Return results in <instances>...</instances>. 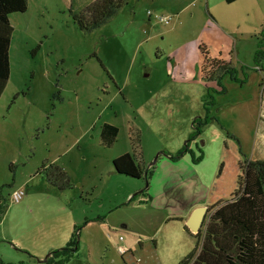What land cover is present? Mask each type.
Wrapping results in <instances>:
<instances>
[{
  "label": "rangeland",
  "instance_id": "374dc122",
  "mask_svg": "<svg viewBox=\"0 0 264 264\" xmlns=\"http://www.w3.org/2000/svg\"><path fill=\"white\" fill-rule=\"evenodd\" d=\"M90 1L27 0L9 15L0 264L65 246L58 229L73 219L78 241L114 264H177L201 244L187 219L234 193L255 132L264 151V0H127L84 32L73 15ZM199 46L229 67L219 84L197 81ZM106 122L118 128L109 144ZM132 150L152 163L147 178L114 172Z\"/></svg>",
  "mask_w": 264,
  "mask_h": 264
},
{
  "label": "trees",
  "instance_id": "16d2710c",
  "mask_svg": "<svg viewBox=\"0 0 264 264\" xmlns=\"http://www.w3.org/2000/svg\"><path fill=\"white\" fill-rule=\"evenodd\" d=\"M125 3L127 0H91L80 13L73 15V19L80 30L91 31L111 19ZM26 8L27 0H0V95L10 72L8 48L12 26L9 15L24 12ZM198 49L205 52L202 46ZM219 60L204 56L200 62L202 80L220 83V72L229 67ZM101 131L109 144L118 128L106 122ZM152 167H143L134 150L112 159L114 172L131 178H140L143 174L147 178ZM238 168L234 193L207 208L203 224L195 233L197 239H201L198 251L195 249L177 264H264V158L245 157ZM58 179L61 184L69 183L61 167H58ZM78 246L77 236L73 234L65 246L51 251L35 264H62L76 254Z\"/></svg>",
  "mask_w": 264,
  "mask_h": 264
},
{
  "label": "crops",
  "instance_id": "0c3cea01",
  "mask_svg": "<svg viewBox=\"0 0 264 264\" xmlns=\"http://www.w3.org/2000/svg\"><path fill=\"white\" fill-rule=\"evenodd\" d=\"M203 50L205 51L204 53H202L199 49L197 50L198 51L197 52V57H198V64H199L198 65V71L196 72L197 73V75H196L197 81H204L201 78V74L202 73H201V65H200V62H202V60H203V58H204L205 55L207 57H209V58H212V59H220V58H218V55L220 54V51H218L217 54H214V55L210 56L209 53L206 51V48L205 47L203 48ZM205 81H212V79L211 80H205ZM255 134H256V132H255ZM255 134H254V140H253L252 147H251L250 157H251V159H263L264 158L263 147H262V145L259 142H258V145L257 146L255 145V141H256ZM140 162H141V158H140ZM73 220L74 221H71V222H73V224L66 223L65 226H63L62 228L58 229V237H59V239L63 235H65V238L63 237V240L61 238L62 243H64V241H66V244H67L73 234H75L77 236L78 229H80V228H77V225H78V222L79 221H75V219H73ZM82 226H85V224H83ZM72 229H73V231H72ZM81 232H82V230L80 229L79 232H78L79 236L82 234ZM120 236L122 237L121 239H120ZM82 240L86 244L84 242H82ZM77 241H78V236H77ZM119 241H124V237L122 235H119ZM78 242H79V244H78L79 246H78V249H77L76 254L73 255V256H71L70 258H68L62 264H101L102 263V260H101L102 258H105L106 259V264H114L115 259L113 258L112 255L106 256L105 254H102V253H99L98 255H94L92 253V251H91V248H90V244L88 242V239H86V238L85 239H81V237H80V241H78ZM117 245H121L124 248L127 247V246H124L121 243H118ZM117 245H116V248H117ZM127 251H128V249H126V251L124 253H126ZM124 253H120V254L121 255H124ZM37 255L39 257H42V255H39V254H37ZM43 259L44 258L39 259V260H43ZM12 262H13L12 260L6 261V263H12Z\"/></svg>",
  "mask_w": 264,
  "mask_h": 264
},
{
  "label": "water",
  "instance_id": "95a60500",
  "mask_svg": "<svg viewBox=\"0 0 264 264\" xmlns=\"http://www.w3.org/2000/svg\"><path fill=\"white\" fill-rule=\"evenodd\" d=\"M152 164V163H151ZM207 208L204 206L196 207L191 213L190 217L187 219L188 228L196 233L202 226Z\"/></svg>",
  "mask_w": 264,
  "mask_h": 264
},
{
  "label": "built area",
  "instance_id": "2783aa9c",
  "mask_svg": "<svg viewBox=\"0 0 264 264\" xmlns=\"http://www.w3.org/2000/svg\"><path fill=\"white\" fill-rule=\"evenodd\" d=\"M147 13H148L149 16L152 15V12L150 10H148ZM154 17L161 23H168L172 19L171 15L166 16V15H162V14H155ZM19 195H20V191L14 190L12 192V196H13L14 199H18ZM121 238L122 237L120 236V239ZM117 250L120 253H124L126 251V249L123 246H121V245H117Z\"/></svg>",
  "mask_w": 264,
  "mask_h": 264
},
{
  "label": "flooded vegetation",
  "instance_id": "af4514ba",
  "mask_svg": "<svg viewBox=\"0 0 264 264\" xmlns=\"http://www.w3.org/2000/svg\"><path fill=\"white\" fill-rule=\"evenodd\" d=\"M101 135H102V133H101ZM104 138H106V136L105 135H102ZM135 152V154H136V156H137V159H138V161L140 162V153L139 152H136V151H134ZM141 163V162H140ZM141 165L144 167V165L141 163ZM150 166H153L152 164H149L147 167H145L146 169H148ZM143 176H144V174H143Z\"/></svg>",
  "mask_w": 264,
  "mask_h": 264
}]
</instances>
